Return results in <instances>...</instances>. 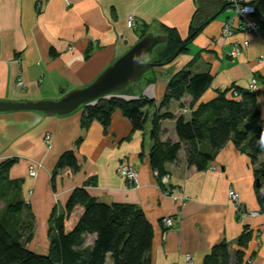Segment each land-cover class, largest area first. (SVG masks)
<instances>
[{
  "label": "crops",
  "instance_id": "1",
  "mask_svg": "<svg viewBox=\"0 0 264 264\" xmlns=\"http://www.w3.org/2000/svg\"><path fill=\"white\" fill-rule=\"evenodd\" d=\"M130 14L135 18L132 28L127 25ZM232 16L233 9L224 0H0V100L58 99L83 87L135 44L145 28H175L182 39L191 28H201L187 53L148 72L131 87L130 95L122 97L143 95L159 103L169 77L187 65L192 73L210 71L213 76L197 103L211 100L232 84L248 89L254 77L264 127V28L257 36L235 31L222 37V26ZM244 40L249 46L231 57L233 46ZM191 100L185 94L169 109L188 118ZM81 112L82 107L54 116L35 111L0 113V163L15 159L9 179L20 183L19 191L0 206V218L5 216L16 229L33 216L29 250L48 252L52 211L64 212L71 191L84 184L99 201L143 210L153 226L151 264H187L188 254L191 264H202L217 243L226 241L234 249L244 226L252 238L243 264H264V211L254 192V167L242 148L227 142L203 171L189 166L181 149L177 160L165 163L169 179L163 184L149 164L150 121L143 131H132L117 109L106 131L98 121L84 129ZM161 129V140L177 141L174 119L161 121ZM200 146L209 148L206 142ZM67 150L74 151L79 171L65 169L53 175L58 157ZM122 162L137 173L136 187L117 174ZM32 163L39 164L36 176L28 172ZM230 188L238 194L240 209L228 198ZM178 193L186 196L184 203L171 197ZM14 200L23 201L24 209L5 215L7 201ZM80 212L77 208L65 220V230L75 226ZM249 212L257 215L244 216ZM163 217H172L174 225L162 228ZM94 237L88 235L86 244H92Z\"/></svg>",
  "mask_w": 264,
  "mask_h": 264
},
{
  "label": "trees",
  "instance_id": "2",
  "mask_svg": "<svg viewBox=\"0 0 264 264\" xmlns=\"http://www.w3.org/2000/svg\"><path fill=\"white\" fill-rule=\"evenodd\" d=\"M224 4L229 6L225 1ZM200 29L191 28L187 38L182 39L175 28L163 26L161 31L167 35V42L155 51L152 61L167 62L178 48L181 49L179 55L187 53L188 45ZM148 30L143 29L139 38ZM212 79L210 71L192 73L187 65L169 77L159 103L143 95L124 99L122 95H130L131 87L138 81L129 85L122 94L106 96L93 104L82 106L81 127L88 129L94 121H98L106 131L117 109L128 119L132 131H143L150 121L149 137L152 145L149 164L159 176L165 174L166 162L178 159L181 149L185 151L187 164L203 171L209 167L219 150L231 141L246 152L254 167V192L260 211H264V127L256 93L232 84L218 90L211 100L197 103ZM185 94L192 98L188 118L183 114L176 115L169 109L172 101L181 100ZM167 119L175 120L177 141L161 140V121ZM203 142L208 144L207 150L201 148ZM14 162L15 159H7L0 163V206L20 189L18 181L9 179V170ZM65 169L73 173L80 169L73 150L64 151L58 157L53 175ZM24 207L21 200L7 201L4 214H19ZM77 208L81 212L76 224L67 231L65 220ZM33 231L32 215L16 229L8 224L5 216L0 218V264H105L107 258L112 264H151L153 226L143 210L134 205L99 201L90 195L84 184L71 191L64 212L52 211L46 254L35 253L27 248ZM88 235H95L90 245L86 244ZM251 238L252 231L244 226L234 249L226 241L217 243L204 257L202 264H243L244 251Z\"/></svg>",
  "mask_w": 264,
  "mask_h": 264
},
{
  "label": "water",
  "instance_id": "3",
  "mask_svg": "<svg viewBox=\"0 0 264 264\" xmlns=\"http://www.w3.org/2000/svg\"><path fill=\"white\" fill-rule=\"evenodd\" d=\"M258 22L264 28V0H253ZM216 16L213 15L211 19ZM167 35L149 29L124 54L106 66L89 84L75 88L58 99L0 100V113L35 111L48 116L66 115L98 99L125 92L129 85L140 81L153 67L168 64L178 57V48L167 62H153L155 51L164 46Z\"/></svg>",
  "mask_w": 264,
  "mask_h": 264
},
{
  "label": "built area",
  "instance_id": "4",
  "mask_svg": "<svg viewBox=\"0 0 264 264\" xmlns=\"http://www.w3.org/2000/svg\"><path fill=\"white\" fill-rule=\"evenodd\" d=\"M68 1V0H65ZM229 4L233 9V16L230 17L222 26L221 35L222 37H228L235 31H242L252 36H257L262 26L258 22L255 5L253 4V0H224ZM135 24V18L132 14L127 17V25L132 28ZM249 46V41L244 40L242 43H237L233 46L230 55L231 57L240 56L247 47ZM22 84V83H21ZM248 89L257 93L259 91V87L257 85V79L252 78L250 80ZM236 95V93H234ZM39 169V164L32 163L28 167V172L31 176H36ZM210 169H214L210 166ZM117 174L123 177L129 184H138L137 182V173L133 169L131 165L128 163L122 162L117 166ZM157 171H155V174ZM162 181H167V176L162 178ZM228 197L231 201L235 202V207L240 209L238 194L230 188L228 190ZM172 198L176 201L184 202L186 197L182 193H178L177 195H172ZM257 215V212H249L248 214H244V216L252 217ZM174 220L172 217H163L160 222L162 228H170L173 226ZM186 263H192V257L188 254L185 257Z\"/></svg>",
  "mask_w": 264,
  "mask_h": 264
},
{
  "label": "rangeland",
  "instance_id": "5",
  "mask_svg": "<svg viewBox=\"0 0 264 264\" xmlns=\"http://www.w3.org/2000/svg\"><path fill=\"white\" fill-rule=\"evenodd\" d=\"M158 67H161V66H156V67H153L151 70H153L154 68H158ZM150 70V71H151ZM150 71H148V72H150ZM147 72V73H148ZM146 73V74H147ZM29 171V170H28ZM154 172V175H155V177L161 182V183H163V184H165V183H167L168 182V179H169V175H167V174H164V175H162V176H159V174H155V171H153ZM156 173H158V172H156ZM120 176V175H119ZM164 176H167V181H165V182H163L162 181V178L164 177ZM123 178V177H122ZM126 181V180H125ZM128 183V182H127ZM138 183V182H137ZM138 185V184H137ZM136 184H132V186H137ZM183 194V193H182ZM228 194V193H227ZM184 195V194H183ZM185 196V195H184ZM171 197H172V195H171ZM186 197V196H185ZM229 198V197H228ZM239 199V198H238ZM186 200H187V198H186ZM185 200V201H186ZM177 201V200H176ZM184 201V202H185ZM231 201V200H230ZM177 202H180V201H177ZM184 202H180V203H184ZM233 204L235 203V202H233V201H231ZM236 204V203H235ZM235 204H234V206H235ZM174 220V219H173ZM161 221H162V218H161ZM160 221V222H161ZM175 223V222H174ZM174 223H173V225H174ZM172 227V226H171ZM192 262H193V258H192ZM105 264H112V261L108 258L107 259V261L105 262Z\"/></svg>",
  "mask_w": 264,
  "mask_h": 264
}]
</instances>
